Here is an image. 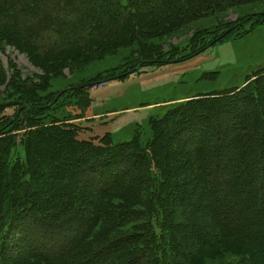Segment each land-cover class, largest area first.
<instances>
[{
    "label": "trees",
    "instance_id": "trees-1",
    "mask_svg": "<svg viewBox=\"0 0 264 264\" xmlns=\"http://www.w3.org/2000/svg\"><path fill=\"white\" fill-rule=\"evenodd\" d=\"M237 1L0 0V54L5 53L7 47L16 49L24 54L29 60L28 62L38 70L56 72L63 64L84 62L105 54L107 48L112 52L116 51L120 47L118 45L120 39L138 40L140 43H144L145 39L140 31L146 32L154 39L169 36L178 28L188 24V20L194 16L193 14L196 16L197 13L202 11L208 13L211 10H218L224 3L232 4ZM247 1L239 0L241 3ZM253 14H249L252 15L251 19H248L249 15H242L233 25L224 26L222 24L220 26L218 24L211 29L213 33L209 37H203L204 40L210 39L209 44L214 39L222 36L216 42L220 43L237 28L250 23L252 20L259 21V25L264 23V11ZM164 21L167 24L161 25L160 23ZM98 22L102 23L100 27H97ZM236 25L238 26L235 27ZM231 28L234 29L225 34ZM208 44L196 50L191 57L212 46H208ZM145 63L146 61H141V66ZM257 76H254L255 79L251 84L252 94L243 96L245 93L240 92L235 98L231 96L227 98L232 94L231 92L207 93L200 96L199 99L175 106L156 122L150 121V139L142 146L137 141L131 143L145 156L137 160L140 161L139 167H136V174L134 173L133 178H130L128 173L120 175L121 179L124 178L126 181V183H123L124 179H122L121 183L124 186H120L122 199L116 197L117 194L115 195L116 191L113 188L99 194L93 205L89 206L91 210L90 218L87 217L89 221L83 222L81 225L85 228L83 237L78 239V242L75 239L71 242L67 237L70 236V230L67 229L70 228L74 216L67 215L74 206L77 204L82 206L83 202L78 203V197L75 199L74 194L76 191H74V185L71 182H61L60 175L64 170L62 169L63 165L58 161L59 159L67 160L68 162L65 163H68L66 166H69L74 160L76 161V154L82 152L83 156H80V158L79 155L77 156L80 163L84 161L93 166L92 156L105 154L114 150V148L110 142L108 144L104 143L106 141L103 139L96 144L79 140L77 132L73 128H65L54 119L47 118L46 113L50 111L61 95H66L68 92H80L89 87L87 84L72 87V89L69 88V90L63 91L57 99H55L56 96L51 95L49 98L40 100L36 96L37 91L35 88L37 86L22 80L12 60L8 59L5 68L0 59V88H15V91L21 93L18 104L14 106L12 116L6 117L0 114V163L4 161L6 163V166L0 165V172L3 179L6 173L9 175L8 178L3 180L8 185V192L0 212V264H4L3 258L8 256L11 250L15 253H24L26 260L32 261V264H128V258H125L127 255L121 253L124 248H129L127 244L132 236L131 233H128L129 230L125 233L127 235L122 234L126 230L124 228L128 227L125 225L128 224L133 225L131 227L136 228L141 235L138 236L137 240L133 239L135 242L138 241V244L134 246V250L142 264H168L170 256L172 257L171 264H176V262L179 264L181 261L186 263L184 260L180 261L184 256L187 258V264H190L194 250L198 247V243L202 242L200 238L202 233L197 230V225L200 224L204 225V228L207 227L206 234L209 237L208 242L210 244L209 246L207 243L204 244L205 247L200 246L201 252H208L209 248L216 246L215 244L221 240L226 241V243H232L227 241H234L236 246L241 247L243 245L249 252L243 249L245 252L237 255L234 264H242L243 261L246 262L245 264H248V262H251L250 264H264V232H259L253 228V226L259 225L254 220L264 218V211L260 209V205L264 206V169H254L251 166L242 168L243 171H248L243 173L242 179L240 178L237 183H241L245 192L243 197L238 199L242 211L234 212L233 207L229 206V214L234 222L232 223L229 220L230 223L228 222L227 227L222 226L220 215L226 207L220 201L222 197L220 193H230L236 189V186L231 183L225 188L223 186L222 188L219 187L218 194L215 196L213 185H216V180L220 176L216 168L213 171L212 167L214 161L221 158L220 149L215 147L213 142L209 148L204 146H199V149L194 148L193 151L195 152L192 155L194 157L191 158V163L187 165H193L196 172L192 174L189 183L180 182H182L181 187L184 189L182 200L185 201L186 199L187 205L189 202L193 203L195 210L185 212L187 220L182 221V231L178 233V235L185 238L191 237L192 241L190 242L189 239L188 244L185 243L183 249L177 252L174 247L175 241L179 239L171 229H174L175 222L170 217L174 214L170 198H172L171 191L178 186L177 178L180 176L172 175L173 180L165 181V178L169 175L167 162L170 159L165 154L166 149L160 143L156 145L158 138H164L163 142L166 143V139L170 141L174 138L173 135L178 136L176 133H171L173 129L179 128V131L187 133L205 123L206 116L204 115L206 113L213 112L220 106L227 107L232 103L237 105L241 101L240 107L243 112L239 114V117L242 124H240L237 132L240 131L242 135L239 138L245 144H250L251 153H256L259 157L264 158V123L260 124L259 121H252L245 112L248 106H258L260 110L258 117L262 118L263 113L260 103L264 105V96L262 95L264 88L258 91V83L260 84V82ZM261 79L264 78L261 77ZM82 86L84 87L82 88ZM232 100L235 101L231 102ZM197 101H201L198 103L200 107H192L194 106L193 103L196 104ZM218 105L220 106L218 107ZM244 107L246 108L243 109ZM253 113H257L256 109H253ZM243 114L246 115L241 117ZM187 126L189 127L186 128ZM21 131L25 132L22 134ZM14 133L16 134L14 135ZM55 134L57 135L55 136ZM59 139L58 143L66 142L67 144L53 146V141ZM11 141L14 147L17 146V143L24 146L23 161L14 159L8 162L5 159L7 157L5 152L8 150ZM40 142L44 143L40 144ZM236 146L239 147V144L236 143ZM240 149L244 155L246 151L241 144ZM207 150L209 151L205 152ZM27 155L30 156V159L26 163ZM36 158L44 160L41 166L46 171L45 183L42 188L45 199L43 196L41 199L40 194L39 200L33 203L30 198L38 195H34L36 194L35 191L33 194V191L27 189L26 198H29V202L26 204V208L30 207L34 210V205L41 206L47 202V205L43 206L48 211L44 214L39 210H34V217H28L29 214H26L17 219H12L13 203L17 199H22L20 196L26 188L24 184L19 182L22 184L24 192L19 194V191H15V195L14 190L16 189L13 186L15 183L12 177L30 178L35 172L34 168L38 166L35 161ZM158 162L162 163L163 169L158 166ZM77 163L79 162L77 161ZM78 165L84 169L83 166L85 165ZM76 167L79 169L78 166ZM93 167L95 168L85 167L84 173L92 174L91 172L97 171L98 176L103 175L100 165L96 164ZM94 169L95 171H92ZM99 169L100 172H98ZM36 173L40 175L39 172ZM227 173H230L229 170ZM70 174V172H67L68 176ZM185 188L188 189V192L185 191ZM199 188L202 196L205 194L206 202L199 199L198 196L201 195ZM253 188L256 193L249 196L250 193H247V191L250 192ZM250 197L255 202L257 201L259 205V208L256 209L257 214L254 217H250L252 214H250L249 209H252L250 205L253 203L249 200ZM24 199L25 196H23ZM215 199L218 200L215 202ZM249 202L251 203L249 204ZM139 208H142V210L138 211ZM201 210H205V212L202 213ZM180 212L182 213V211ZM179 218L183 220L181 214ZM107 225H111V227L105 228ZM96 229L99 231L95 232ZM161 229H167V234H162ZM119 230L120 236L117 237ZM172 233L173 235H171ZM5 236L10 237V240L5 241ZM161 240H163L164 245ZM23 247L27 249L22 250Z\"/></svg>",
    "mask_w": 264,
    "mask_h": 264
},
{
    "label": "rangeland",
    "instance_id": "rangeland-1",
    "mask_svg": "<svg viewBox=\"0 0 264 264\" xmlns=\"http://www.w3.org/2000/svg\"><path fill=\"white\" fill-rule=\"evenodd\" d=\"M238 2L239 0L232 4L224 3L218 10H211L208 13L207 11H202L197 13L196 16L193 14L194 16L192 15L193 17L188 20V24L178 28L166 37L154 39L146 32L140 31L145 39L144 43H140L138 40L120 39L118 43L120 47L116 51L112 52V50L107 48L105 54L84 62L63 64L56 72L38 70L28 62L29 60L24 54L16 49L7 47L5 53L0 54V59L5 68L8 59L12 60L22 80H25L27 83L31 82L35 84L34 86H37L35 88L37 91L36 96L40 100L49 98L51 95L56 96L55 99H57L63 91H67L69 88L93 84L88 85L89 87L80 92H68L66 95H61L50 111L46 113L47 118L54 119L61 126L73 128L77 132L79 140L90 141L96 144L103 139L106 141L104 143L108 144L110 142L114 148L112 151L92 156L91 158L93 166L97 164L102 168L103 175L101 176H98L97 171H88L92 174L87 173L89 175L86 176L87 174L84 173V170L87 167H95L90 166L89 163L84 161L80 163L78 159L84 155L82 152L76 154V161L74 160L69 166H66L68 164L65 163L68 162L67 160L59 159L58 161V163L63 165L62 169L64 170L60 175L61 182H71L74 185V191H76L74 194L75 199L78 197V203L83 202L82 206L77 204L68 215L66 214L70 217L74 216L70 228L68 227L69 229H67L70 230V233L68 232L70 236H67L69 241L73 242L74 239L77 241L83 237L85 228L81 225L83 222L89 221L87 219V217L90 218L91 214L89 206L93 205L99 194L113 188L116 191H114L115 195L117 194L116 197L122 199L120 196V186H124L121 183L124 178L121 179L120 175L128 173L130 178H133L136 174L135 169L140 162L137 160L145 156L143 152L138 151V148L131 145V143L137 141L142 146L150 139V121L156 122V120L164 117L165 113L167 114L175 106L199 99L200 96L207 93L231 92L232 94L227 96V98L230 96L235 98L240 92L245 93L243 96L252 94L251 84L255 79L254 76L258 74L259 76L257 77L260 82V84L258 83V91L264 88V83H262L264 79H261V77L264 78V23L259 25V21L252 20L250 23L237 28L221 40L222 42H218L204 52L191 57L196 50L208 44L210 39L204 40L203 37H209L213 33L211 29L218 24L220 26L222 24L224 26L233 25L242 15H254L253 13L257 14V12L264 11V0H252V2L248 0L245 3ZM100 24L102 25V23L98 22L97 27H100ZM160 24L166 25L167 23L164 21ZM141 61H146V63L141 66ZM129 72L131 73L129 74ZM14 89L0 88L1 116H12L14 106L18 104L21 93ZM262 95L264 96V93ZM234 101L232 100L231 102ZM199 102L201 101H197L196 104L193 103L194 106L192 107H200ZM260 105L263 113L262 118L258 117L260 112L258 106H248L245 112H247L249 119L256 122L259 121L262 124L264 123V105L262 103ZM240 106L241 101L237 105L232 103L227 105V107L220 106V108L215 109L213 112H208L204 115L206 116L205 123L199 125V128L196 127L189 132L186 131L187 133L179 131V128H175L171 133H176L178 136L173 135L174 138L170 141L166 139V143L163 142L164 138H158L156 141V145L160 143L166 149L165 154L170 159L167 162L169 175H167V178L164 177L165 181L169 182L173 180L172 175L176 177L180 176L177 178L179 180H177L178 186L173 188L171 191L172 198H170L174 208V214L170 217L175 222L174 229H171L172 232L176 233L177 239H179L174 240V250L177 252L183 249L185 243L188 244L189 239L190 242L192 241L191 237L185 238L178 235V233L182 231V221L187 220L185 212L187 210H191L192 212L195 210L193 203L189 202L187 205L186 199L185 201L182 200L184 189L181 187L182 182L189 183L192 179V174L196 172L193 165H187L191 163V158L194 157L192 156L193 152H195L193 151L194 148H198L199 146L209 148L213 142L215 147L220 149L221 158L216 159L212 167L213 171L216 168L220 176L216 180V185H213L215 196L218 194L219 187L222 188L223 186L225 188V186L231 183L236 186V189L230 193H220L222 196L220 201L226 207L220 215L222 226L227 227L229 220L232 223L234 222V219L229 214V206L233 207L234 212L241 210V204L238 203V199L243 197L245 192L241 183H237L240 178L242 179L243 173L248 172L247 170L243 171L242 168L251 166L254 169H264V158L259 157L256 153H251L250 144H245L239 138L242 135L240 131L237 132L240 124H242L239 114L243 112ZM253 109H256L257 113H253ZM245 115L243 114L241 117ZM24 132L21 131L22 134ZM56 141H53V146L67 144L66 142L58 143L60 139ZM235 142L239 144V147L236 146ZM43 143L40 142V144ZM240 144L245 148L246 152L244 155L240 149ZM23 147L19 143L14 147L11 141L8 150L5 152L7 155L5 159L8 162L14 159L23 161ZM75 148L78 149L77 147ZM78 155L79 158L77 157ZM29 157L27 155L26 163L29 161ZM35 161L38 166L34 168L35 172L30 178L12 177L15 183L13 186L16 189L14 192L19 191L18 193L22 194L24 192L22 184L26 186L25 192L20 196L22 199H17L13 203L14 212H12V219H17L21 215L26 214H29L28 217H34V210H39L44 214L48 211L43 206L47 205V202L41 206L34 205V210L30 209V207L26 208V204L29 202V198H26L27 189L33 191V194L35 191L36 194L34 195H38L30 198L33 203L39 200L40 194L41 199L45 195L42 188L45 183L46 171L41 166L44 160L36 158ZM78 164L85 165L83 166L84 169L80 168ZM0 165L6 166L5 161L0 163ZM158 166L161 169L164 168L160 162H158ZM237 168L238 170H236ZM228 170L230 173H227ZM65 171L70 172V176ZM92 171H95V169ZM36 172H39L40 175ZM98 172H100V169ZM8 177L9 175L6 173L3 179L0 172V212L4 198L7 197L8 192V185L3 180ZM123 183H126L125 179ZM185 191L188 192V189L186 190L185 188ZM247 193H250L249 196H252L255 195L256 191L253 188V190L251 189ZM23 196H25L24 200ZM198 197L201 201H207L205 194L202 196V192ZM217 200L215 199L214 201L216 202ZM249 200L253 201V203L249 202V204L251 203L250 207H252V209H249L250 214H252L250 217H254L257 214L256 209L259 208V205L251 197ZM260 206V209L264 211V206ZM140 209L142 210V208L137 210L141 211ZM203 211L205 212V210H201L202 213H204ZM180 214L183 220L179 218ZM245 216L247 217L246 214ZM254 222H258L259 225L253 226V228L259 232H264V218H257ZM125 226L128 227L124 228L126 230L122 234L127 235L125 233L129 230L128 233H131L132 236L130 235L131 237L127 244L129 248H124L121 253L128 256L125 257L128 258V264H142L134 250V246L138 244V241L135 242L134 239L137 240L138 236L141 235L136 228L131 227L133 225L128 224ZM107 227H111V225H107L105 228ZM206 228H204V225H197L198 232L202 233L200 234L202 242L198 243V247L194 250L190 264H234L237 255H241L247 249L243 245L241 247L236 246L234 241H227L232 243H226V241L221 240L215 244L216 246L209 248L208 252H201L200 246L205 247L204 244L206 243L208 246L210 245ZM166 230L161 229L162 234H167ZM94 231L98 232L99 230L96 229ZM63 232L65 233V231ZM119 236L120 230L117 237ZM5 239V241H8L10 237L5 236ZM161 242L164 245L163 240ZM167 242L169 241L167 240ZM102 245L104 244L102 243ZM25 247L22 250L27 249ZM211 250L213 251L211 252ZM22 256H25V254L22 252L15 253L11 250L9 255L3 258V263L32 264V261L26 260V256ZM181 260H184L186 263H183ZM180 261L181 263L179 264H187L186 256L182 257ZM170 262H172L171 256L168 259V264H171ZM245 263L244 261L242 262V264ZM250 263L248 262V264Z\"/></svg>",
    "mask_w": 264,
    "mask_h": 264
},
{
    "label": "water",
    "instance_id": "water-1",
    "mask_svg": "<svg viewBox=\"0 0 264 264\" xmlns=\"http://www.w3.org/2000/svg\"><path fill=\"white\" fill-rule=\"evenodd\" d=\"M252 18V15H250L249 17H248V19H251ZM238 25H236L235 27H237ZM234 27V28H235ZM234 28H231V29H229V30H227L226 32H225V34H227L230 30H232V29H234ZM222 36H220L219 38H216V40L215 41H212V42H210L209 44H208V46H211V45H213L214 43H216L220 38H221ZM131 72H129V74H130ZM88 85H90V84H87V86ZM84 86H82V88H83Z\"/></svg>",
    "mask_w": 264,
    "mask_h": 264
}]
</instances>
